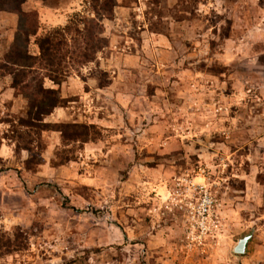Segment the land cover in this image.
<instances>
[{
	"label": "rangeland",
	"instance_id": "rangeland-1",
	"mask_svg": "<svg viewBox=\"0 0 264 264\" xmlns=\"http://www.w3.org/2000/svg\"><path fill=\"white\" fill-rule=\"evenodd\" d=\"M24 10L40 22L27 46L24 20L0 9V237L21 249L0 264H264V0H29ZM79 18L98 20L107 46L61 86L45 80L69 100L45 123L101 136L65 148L43 133L36 154L19 153L30 97L13 88L6 56L17 45L38 57V39ZM66 152L74 160L60 165ZM205 192L214 203L202 235ZM249 235L248 253L234 254Z\"/></svg>",
	"mask_w": 264,
	"mask_h": 264
},
{
	"label": "trees",
	"instance_id": "trees-1",
	"mask_svg": "<svg viewBox=\"0 0 264 264\" xmlns=\"http://www.w3.org/2000/svg\"><path fill=\"white\" fill-rule=\"evenodd\" d=\"M28 1L0 0V9L24 20L22 32L26 46L30 45L31 39L38 35L40 29L38 12L24 10ZM109 9H113L112 3ZM79 20L80 22L74 20L67 27L55 29L38 39V57L32 56L27 49L17 45H14L6 56L4 69L14 76L13 88L21 95L28 91L27 98L30 97L27 118L20 120V128L16 131L19 153H35L34 142L41 139L43 133H60L65 148L97 142L101 136V132L94 125L45 123L57 109L66 107L69 102L62 99L59 90L46 88L45 80L49 79L55 86H61L70 76L71 70L95 61L97 54L107 46V40L102 37L103 26L98 20ZM41 72L44 75L40 77L38 73ZM32 81L35 83L33 90ZM65 154L60 156V165L74 160V156H71L74 152ZM3 238L0 237V258L18 250L14 249L15 243L6 238L4 241Z\"/></svg>",
	"mask_w": 264,
	"mask_h": 264
},
{
	"label": "built area",
	"instance_id": "built-area-1",
	"mask_svg": "<svg viewBox=\"0 0 264 264\" xmlns=\"http://www.w3.org/2000/svg\"><path fill=\"white\" fill-rule=\"evenodd\" d=\"M213 200L210 198L207 192L204 194L202 201V212L199 211V230L201 234H208L209 230L212 228V222H210V213L213 209Z\"/></svg>",
	"mask_w": 264,
	"mask_h": 264
},
{
	"label": "water",
	"instance_id": "water-1",
	"mask_svg": "<svg viewBox=\"0 0 264 264\" xmlns=\"http://www.w3.org/2000/svg\"><path fill=\"white\" fill-rule=\"evenodd\" d=\"M252 237H253L252 235H249L239 240L237 245L234 247L233 250L234 254L241 256L246 255L248 253V246Z\"/></svg>",
	"mask_w": 264,
	"mask_h": 264
}]
</instances>
